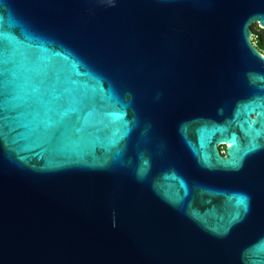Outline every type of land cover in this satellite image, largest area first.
<instances>
[{
    "label": "water",
    "instance_id": "95a60500",
    "mask_svg": "<svg viewBox=\"0 0 264 264\" xmlns=\"http://www.w3.org/2000/svg\"><path fill=\"white\" fill-rule=\"evenodd\" d=\"M254 24L264 0H0V264H264Z\"/></svg>",
    "mask_w": 264,
    "mask_h": 264
},
{
    "label": "trees",
    "instance_id": "16d2710c",
    "mask_svg": "<svg viewBox=\"0 0 264 264\" xmlns=\"http://www.w3.org/2000/svg\"><path fill=\"white\" fill-rule=\"evenodd\" d=\"M251 29L253 33V43L256 44L259 51L264 53V29L260 28L258 24L253 25Z\"/></svg>",
    "mask_w": 264,
    "mask_h": 264
},
{
    "label": "flooded vegetation",
    "instance_id": "af4514ba",
    "mask_svg": "<svg viewBox=\"0 0 264 264\" xmlns=\"http://www.w3.org/2000/svg\"><path fill=\"white\" fill-rule=\"evenodd\" d=\"M224 149H225V151H222L223 152V155H226V148H227V146H222Z\"/></svg>",
    "mask_w": 264,
    "mask_h": 264
},
{
    "label": "rangeland",
    "instance_id": "374dc122",
    "mask_svg": "<svg viewBox=\"0 0 264 264\" xmlns=\"http://www.w3.org/2000/svg\"><path fill=\"white\" fill-rule=\"evenodd\" d=\"M254 25H257V24H254ZM226 150H227V148H226ZM220 151L222 152V151H225V149L221 146L220 147ZM222 154H223V152H222Z\"/></svg>",
    "mask_w": 264,
    "mask_h": 264
},
{
    "label": "built area",
    "instance_id": "2783aa9c",
    "mask_svg": "<svg viewBox=\"0 0 264 264\" xmlns=\"http://www.w3.org/2000/svg\"><path fill=\"white\" fill-rule=\"evenodd\" d=\"M252 42H253V37H252ZM255 46H256V44L255 43H253ZM263 55H264V53H263Z\"/></svg>",
    "mask_w": 264,
    "mask_h": 264
}]
</instances>
